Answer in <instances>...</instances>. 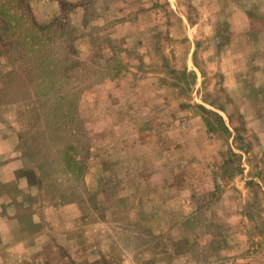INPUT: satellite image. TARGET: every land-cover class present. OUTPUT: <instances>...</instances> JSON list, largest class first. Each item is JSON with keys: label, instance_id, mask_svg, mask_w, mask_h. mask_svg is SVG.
<instances>
[{"label": "rangeland", "instance_id": "rangeland-1", "mask_svg": "<svg viewBox=\"0 0 264 264\" xmlns=\"http://www.w3.org/2000/svg\"><path fill=\"white\" fill-rule=\"evenodd\" d=\"M0 264H264V0H0Z\"/></svg>", "mask_w": 264, "mask_h": 264}]
</instances>
